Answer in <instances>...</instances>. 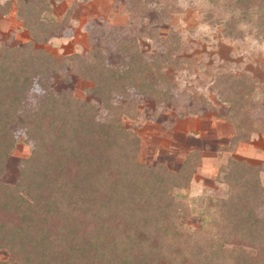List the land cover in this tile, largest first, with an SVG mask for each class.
Returning <instances> with one entry per match:
<instances>
[{
    "label": "trees",
    "instance_id": "1",
    "mask_svg": "<svg viewBox=\"0 0 264 264\" xmlns=\"http://www.w3.org/2000/svg\"><path fill=\"white\" fill-rule=\"evenodd\" d=\"M138 1L128 0L129 7ZM10 4L6 1L4 11ZM16 5L30 39L0 47V249L13 263L264 264V164L229 156L214 179L226 186V195L177 198L173 191L190 187L201 162L198 149L185 154L176 172L162 163L145 165L137 158L140 139L134 131L120 121L98 120L97 107L73 94L42 82L45 94L34 108L25 105L34 79L65 67L92 82L88 92L103 107L115 96L129 98L130 88L166 102L172 98L170 86L161 89L151 74L160 59L177 50V38L152 60L135 41L108 35L121 56L119 65L109 63L104 40L90 59L75 53L58 61L35 47L61 26L50 1ZM227 9L226 38L241 37L239 23L253 14L264 30V0H230ZM214 86L227 105L217 113L234 130L225 150L233 153L253 134L264 140V124L249 116L258 87L264 96V84L247 74L220 72ZM12 126L23 130L32 148L21 159L17 181L7 183L2 176L16 145ZM190 217L200 225L183 227L181 220Z\"/></svg>",
    "mask_w": 264,
    "mask_h": 264
},
{
    "label": "rangeland",
    "instance_id": "2",
    "mask_svg": "<svg viewBox=\"0 0 264 264\" xmlns=\"http://www.w3.org/2000/svg\"><path fill=\"white\" fill-rule=\"evenodd\" d=\"M6 1L11 4L4 11ZM17 1L0 0V47H15L30 39L17 18ZM49 1L53 18L61 26L48 41L35 47L58 61L75 53L90 59L98 42L104 40L111 51L109 63L119 65L121 56L113 52L108 35L135 41L137 49L152 60L162 57L169 40L177 38V50L160 59L151 74L161 89L170 86L172 98L156 102L155 97L143 98L130 88L129 98L115 96L106 108L89 94L92 82L75 76L73 67H65L34 79L25 99L28 109L34 108L37 97L45 94L41 83L46 82L48 89L69 92L96 106L98 120L120 121L125 129L134 131L140 139L137 158L145 165L162 163L176 172L185 154L198 149L201 162L190 187L173 191L177 198L226 195V186L214 179L218 167L229 156L252 165L264 164V140L259 134L240 142L233 153L225 150L234 130L231 125L226 130L221 124L223 118L217 112L226 111L227 105L214 86L220 72L247 74L258 86L264 84V30L257 26L254 14L250 21L239 23L243 35L229 39L222 32V23L230 17V0H139L131 7L128 0ZM263 97L258 87L249 112L252 120L262 125ZM12 133L16 145L8 155L2 176L7 183L17 181L21 159L32 148L21 128L12 126ZM261 182L264 184V175ZM181 223L185 228H195L200 220L190 217ZM0 264H14L5 249H0Z\"/></svg>",
    "mask_w": 264,
    "mask_h": 264
},
{
    "label": "crops",
    "instance_id": "3",
    "mask_svg": "<svg viewBox=\"0 0 264 264\" xmlns=\"http://www.w3.org/2000/svg\"><path fill=\"white\" fill-rule=\"evenodd\" d=\"M217 114H218V113H217ZM219 118H220V117H219ZM221 119H222V117H221ZM221 124L224 125V129H226V130L229 128L228 125H230V124L226 123L224 119H222ZM226 127H227V128H226ZM263 175H264V174H261V180H262Z\"/></svg>",
    "mask_w": 264,
    "mask_h": 264
}]
</instances>
